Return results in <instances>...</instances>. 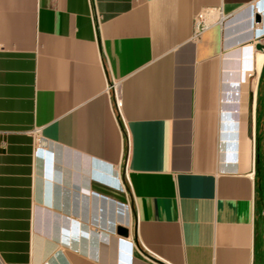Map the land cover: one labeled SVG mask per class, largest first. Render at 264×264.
<instances>
[{"label": "crops", "instance_id": "obj_1", "mask_svg": "<svg viewBox=\"0 0 264 264\" xmlns=\"http://www.w3.org/2000/svg\"><path fill=\"white\" fill-rule=\"evenodd\" d=\"M261 4L0 0L5 264H264Z\"/></svg>", "mask_w": 264, "mask_h": 264}, {"label": "built area", "instance_id": "obj_2", "mask_svg": "<svg viewBox=\"0 0 264 264\" xmlns=\"http://www.w3.org/2000/svg\"><path fill=\"white\" fill-rule=\"evenodd\" d=\"M260 7L264 11L262 4ZM254 18L255 17L253 16L252 18L253 22H254ZM224 19H225V15L222 13L221 10H219L218 17L216 18L210 15L209 11H205V10L202 11L195 17V37H199L204 31H206L210 27L217 25V24H221ZM108 89H112L114 91L115 97L117 100L116 105L119 107L120 103L118 102V91H117L116 84L115 83L109 84ZM38 141H40V139ZM0 264H5L1 258H0Z\"/></svg>", "mask_w": 264, "mask_h": 264}, {"label": "water", "instance_id": "obj_3", "mask_svg": "<svg viewBox=\"0 0 264 264\" xmlns=\"http://www.w3.org/2000/svg\"><path fill=\"white\" fill-rule=\"evenodd\" d=\"M253 17L250 16V20L252 19ZM260 20V16L259 15H255V18H254V21H259ZM117 234L121 235V236H127L128 235V230L124 227H118L117 228Z\"/></svg>", "mask_w": 264, "mask_h": 264}]
</instances>
